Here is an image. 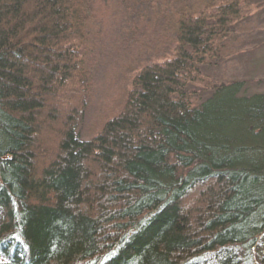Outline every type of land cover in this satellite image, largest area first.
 <instances>
[{
	"label": "trees",
	"instance_id": "trees-1",
	"mask_svg": "<svg viewBox=\"0 0 264 264\" xmlns=\"http://www.w3.org/2000/svg\"><path fill=\"white\" fill-rule=\"evenodd\" d=\"M95 1L0 0V264H264V91L203 70L257 2L130 0L174 39L87 138Z\"/></svg>",
	"mask_w": 264,
	"mask_h": 264
},
{
	"label": "rangeland",
	"instance_id": "rangeland-1",
	"mask_svg": "<svg viewBox=\"0 0 264 264\" xmlns=\"http://www.w3.org/2000/svg\"><path fill=\"white\" fill-rule=\"evenodd\" d=\"M164 1L169 6L178 3L176 0H158V7L164 5ZM255 1L256 9L245 21L242 35L235 40L225 59L203 67L204 72L219 81L243 80L249 93L264 91V0ZM95 3L101 14L98 13V21L92 26L93 38L85 50L91 93L78 127L87 138L100 130L117 105L132 67L167 51L174 39L173 30L164 22L163 14L156 16L158 19L154 22L148 16L136 20L125 10L132 4L130 0H96ZM49 138L44 137L43 142ZM51 138L46 145L56 150L57 138L54 135Z\"/></svg>",
	"mask_w": 264,
	"mask_h": 264
}]
</instances>
